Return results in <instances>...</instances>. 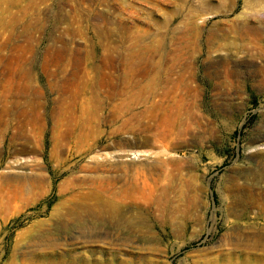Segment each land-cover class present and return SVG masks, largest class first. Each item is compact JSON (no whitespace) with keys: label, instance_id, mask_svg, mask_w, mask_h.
Wrapping results in <instances>:
<instances>
[{"label":"rangeland","instance_id":"obj_1","mask_svg":"<svg viewBox=\"0 0 264 264\" xmlns=\"http://www.w3.org/2000/svg\"><path fill=\"white\" fill-rule=\"evenodd\" d=\"M187 1L0 0V264H264V216L230 187H264V1ZM140 171L135 227L82 211L102 241L75 240L71 188L110 176L118 199Z\"/></svg>","mask_w":264,"mask_h":264},{"label":"bare ground","instance_id":"obj_2","mask_svg":"<svg viewBox=\"0 0 264 264\" xmlns=\"http://www.w3.org/2000/svg\"><path fill=\"white\" fill-rule=\"evenodd\" d=\"M189 1V0H188ZM187 1V2H188ZM201 1V0H200ZM206 0H202L201 3H204ZM264 0H252L250 1L251 5H257L261 2H263ZM132 59V58H131ZM127 65V64H126ZM132 65V64H131ZM139 66V65H138ZM135 67V66H134ZM147 70V69H146ZM153 70V69H151ZM129 73L133 72V69H129L128 70ZM135 72V71H134ZM148 72V71H146ZM162 73V72H161ZM133 75V74H132ZM157 76V75H156ZM146 77V76H145ZM130 78V77H129ZM155 78V77H154ZM154 78H152V81L149 83V85H140L138 89L132 91L131 93H128L125 96V99L122 102V105H118L121 106L120 109V113H132L134 114L133 109H135V104L137 106V103L140 102H146V100H144V96H151L154 93V88L152 87V82L154 81ZM164 78V77H163ZM143 80V79H142ZM175 81V80H174ZM131 83V82H130ZM160 83V82H159ZM140 84V82H139ZM130 86V85H128ZM137 87V86H136ZM135 87V88H136ZM117 88V87H116ZM158 88V86H157ZM127 89V88H126ZM132 89V88H131ZM98 90V89H97ZM120 90V89H119ZM77 91V90H76ZM124 93V91H122ZM130 92V91H129ZM100 93V91H99ZM111 94V93H110ZM116 94V93H115ZM121 98V97H120ZM119 99V98H118ZM79 100V99H77ZM77 103V102H75ZM180 103V102H179ZM99 104V103H98ZM173 104V103H172ZM181 104V103H180ZM91 105V104H90ZM183 105V104H182ZM182 105L180 108H182ZM185 105V104H184ZM157 106V105H156ZM155 106V107H156ZM85 107V106H84ZM119 108V107H118ZM153 108V107H152ZM168 109V108H167ZM176 109V108H175ZM184 109V108H183ZM182 109V110H183ZM140 110V109H139ZM150 110V109H149ZM180 110V109H179ZM188 110V109H186ZM116 111V110H115ZM184 111V110H183ZM74 112V111H73ZM95 112V111H94ZM102 112V111H101ZM166 112V110H165ZM190 112V110H189ZM82 113H86V110H83ZM147 114V113H146ZM165 114V113H164ZM185 114V113H184ZM94 115V114H93ZM116 115V114H115ZM125 115V114H124ZM143 116V114H142ZM79 117V116H78ZM90 117V116H89ZM117 117V116H115ZM148 117V116H147ZM177 117V116H176ZM138 118V117H137ZM76 119V118H75ZM118 119V118H117ZM124 119V118H123ZM130 119V118H129ZM105 120V119H104ZM133 120V119H132ZM161 120V119H160ZM67 121V119H66ZM79 121V120H78ZM123 121V120H122ZM175 121V120H174ZM134 122V121H133ZM171 122V121H169ZM78 124V123H77ZM123 125H128L127 121H123L122 122ZM153 124V123H152ZM189 124V123H188ZM187 124V125H188ZM131 125V124H129ZM128 125V126H129ZM176 125V124H175ZM174 125V126H175ZM101 126V125H100ZM139 126V125H138ZM137 126V127H138ZM124 127V126H123ZM130 127V126H129ZM136 127V128H137ZM184 127V126H183ZM121 128V127H120ZM128 128V127H127ZM132 128V127H131ZM56 129V128H55ZM70 129V128H69ZM126 129V128H124ZM138 129V128H137ZM175 129V128H174ZM173 129V130H174ZM63 130V128H62ZM116 129H114L113 131H115ZM146 130V129H145ZM150 130V129H149ZM148 130V131H149ZM70 131V130H69ZM72 131V130H71ZM89 131V130H88ZM141 131V130H140ZM159 131V130H158ZM87 132V131H86ZM116 132V131H115ZM144 132V131H143ZM171 133V128L170 125H166L161 131L160 134H158V137L154 138L153 136L147 135L145 136L142 140L141 143L143 144H148L149 142H151L152 140L158 141L160 143H162L164 146H169L170 144H172V141L167 139V136ZM176 134V133H175ZM175 134L173 137H175ZM73 135V134H72ZM83 135V134H82ZM87 135V134H86ZM90 135V133H89ZM56 136V135H55ZM143 136V135H142ZM97 137V136H96ZM95 137V138H96ZM73 139V138H72ZM89 139V138H88ZM175 139V138H174ZM66 141V140H65ZM83 141V140H82ZM71 142V140H70ZM57 143V141H56ZM64 143V141H63ZM79 143V142H78ZM95 143V141H94ZM99 143V142H98ZM71 144H73L71 142ZM97 144V143H96ZM123 144V143H122ZM127 144V142L125 143ZM136 144V143H135ZM84 148L86 149H91L93 146V142L91 141H84V144L82 145ZM129 146V145H127ZM135 146V145H134ZM149 146V145H148ZM173 148V147H172ZM81 150V149H80ZM164 150V148H163ZM167 150V149H166ZM60 152V151H59ZM164 152V151H163ZM160 153V151H159ZM165 153V152H164ZM140 155V154H139ZM167 155V154H166ZM165 155V156H166ZM259 158L258 159V167L257 168V172L259 174V176L261 175V178L264 179V149L259 151ZM100 156V155H99ZM99 158V157H98ZM134 162V161H133ZM165 163V161H164ZM171 164V163H170ZM102 165V164H101ZM125 165V164H124ZM148 166V165H146ZM153 166V165H152ZM146 168V167H145ZM173 168V167H171ZM127 169V168H126ZM147 169V168H146ZM170 169V168H168ZM154 170V169H153ZM152 171V170H151ZM157 171V170H156ZM170 171V170H169ZM155 172V171H154ZM146 173V172H145ZM153 173V171H152ZM172 173V172H171ZM132 174V173H131ZM117 175V174H116ZM139 176H135L134 178H124V182L122 183V185H120V194L118 195V199L114 198L112 195V197L109 195V193L111 192H115V185L117 183V179L114 177H100L97 178L95 180H93L92 182H90V186L88 188L87 191H83V190H76V188H71V190L69 191L71 194L68 198L66 199H71L74 200L76 202V204L74 205V212L75 213V220L80 222V228H84L86 229L87 234L86 235H77L75 237V240H81L83 239L84 242H89V241H93L97 242L98 240H100V236L98 237H94L92 238H88L90 234H94L96 233V227H89L88 222L86 221H82V219H85L82 215V211L87 212L88 214H90L91 216H93L96 221H110L113 220L115 221V225L119 228H125L129 231H131L132 227H135V221H134V217L132 214L126 212L124 213V207H129L132 208L133 205L136 204H140L142 201L140 200L141 198V194H137V191H139L140 193L143 192L142 194L144 196H146V198L148 199L149 197L151 198V193L150 191L148 192V195L146 194L147 192V185L145 182V185L142 184L140 181H138L140 178L143 177L142 171H140L138 173ZM166 176V174H165ZM129 177V176H127ZM87 178V177H86ZM93 178V177H92ZM148 178V177H147ZM121 179H123V176L121 177ZM172 179V178H171ZM170 184L171 181H170ZM175 185V183L173 184ZM230 187L233 189H236L237 191H239L240 193H245V198H243L240 195H237L238 200L237 201H242L244 202V208L241 209V212L239 213V216L243 213V210L245 208H247L248 206L252 207V208H257V213L258 214H262L264 216V187H257L254 186L253 184L250 183H244V182H239V180L237 179V177L235 175H232L230 178ZM118 186V185H117ZM158 187V186H157ZM171 187V186H170ZM173 189V188H172ZM165 190V189H164ZM170 190V189H169ZM153 192V191H152ZM168 192V191H167ZM163 197V196H162ZM158 200H162V198H158ZM147 203V202H146ZM146 205V204H144ZM247 210V209H246ZM79 224V223H78ZM255 225V224H254ZM253 225V226H254ZM255 227V226H254ZM260 227H264V226H260ZM88 229V230H87ZM258 229V228H257ZM85 231H83L84 233ZM99 232V231H98ZM85 234V233H84ZM97 236L99 235L96 234ZM101 235V234H100ZM85 238V239H84ZM81 241V242H83ZM102 241V239H101ZM78 254L75 255L72 260H71V264H92L91 260L89 262V260L86 259V257H83V261L78 262L77 260ZM87 261V262H86ZM86 262V263H84ZM98 264H104V262L101 259H97ZM52 264H57L55 262H53ZM59 264H66L65 262H61Z\"/></svg>","mask_w":264,"mask_h":264}]
</instances>
